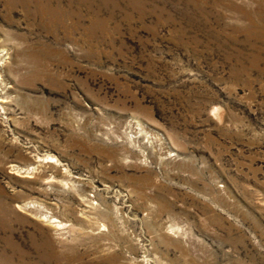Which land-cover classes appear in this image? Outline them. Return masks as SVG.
I'll return each instance as SVG.
<instances>
[{
	"label": "rangeland",
	"instance_id": "obj_1",
	"mask_svg": "<svg viewBox=\"0 0 264 264\" xmlns=\"http://www.w3.org/2000/svg\"><path fill=\"white\" fill-rule=\"evenodd\" d=\"M11 243L264 264V0H0V251L20 262Z\"/></svg>",
	"mask_w": 264,
	"mask_h": 264
},
{
	"label": "bare ground",
	"instance_id": "obj_2",
	"mask_svg": "<svg viewBox=\"0 0 264 264\" xmlns=\"http://www.w3.org/2000/svg\"><path fill=\"white\" fill-rule=\"evenodd\" d=\"M35 206L36 205L34 203H32V202L25 203L23 205H19V207L24 208V209H28L30 207H35ZM50 221H51V223H55L56 226H60V222H58V219H55V217L50 219ZM49 245H51V244H49ZM8 246H11V248H13V251L15 253H17L19 255L20 259H21L20 262L19 261L16 262L15 261V257H14L13 254H6V252L1 250L0 254L5 255L7 260H10V264H57L58 263L57 262L58 261V256H57V254L55 252L50 254L49 258H47L46 261L42 260V258H43L42 248H43L44 245H41V247H39V249L42 252V254L40 256L41 259L38 262H34V263H30L28 261V259H27L28 258V254L26 252H24L23 250L19 249L17 245L11 243ZM5 249L8 250L7 247ZM53 251H54V249H53Z\"/></svg>",
	"mask_w": 264,
	"mask_h": 264
}]
</instances>
